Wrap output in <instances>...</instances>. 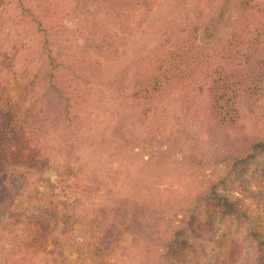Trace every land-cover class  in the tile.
Here are the masks:
<instances>
[{
    "label": "rangeland",
    "instance_id": "obj_1",
    "mask_svg": "<svg viewBox=\"0 0 264 264\" xmlns=\"http://www.w3.org/2000/svg\"><path fill=\"white\" fill-rule=\"evenodd\" d=\"M140 1L0 0V264H264V49L232 56L244 24L264 42V0ZM47 14L67 100L37 78ZM223 67L247 76L214 99Z\"/></svg>",
    "mask_w": 264,
    "mask_h": 264
},
{
    "label": "trees",
    "instance_id": "obj_2",
    "mask_svg": "<svg viewBox=\"0 0 264 264\" xmlns=\"http://www.w3.org/2000/svg\"><path fill=\"white\" fill-rule=\"evenodd\" d=\"M101 2H106V9L109 11L110 15L113 17L114 20H120L122 17H124V11L126 9H132L135 10V8H137L136 6H139L141 3L140 0H100ZM252 4H253V0H239L238 3V8H240V12L239 15L240 17H249L252 16L254 13V11H252ZM256 6V3H255ZM258 12H261V9H257ZM47 12L46 10H44L43 13ZM72 14H85V8H81L80 5H75V8L72 11ZM46 16V15H45ZM43 15L41 18H36L34 20V25H36V31L38 32V34L42 37V43H43V49H42V56L40 57L42 59V63H43V67L41 69V73H37V78L39 80V83L41 85H44V91L50 92L52 93L56 98H61V99H68L65 93V88H67L69 85H67L63 79L60 77L58 70L59 68H66L68 66H66L62 60H60V58H58L56 55L52 54L50 45L52 42V38L54 36L55 33H57L58 31H60L59 28L60 26H56L52 23L51 21V16L47 14L46 18ZM91 22V26H86V31H87V40L90 41V43L94 46V48L99 51L102 52L103 51V39H107L104 37H97L95 36V34H98V36H101L99 34V32L97 31V27L95 25V21H90ZM262 22V21H261ZM252 23V22H251ZM212 23L209 22L205 25L204 28V33H210L212 29H210L209 26H211ZM248 25L244 24L241 33L237 34L234 39V52L232 54L238 56V54L240 52L247 54L250 49L255 48L256 50L259 51L258 48H262L264 49V42H262V38H260L259 35H256L254 37H250L248 34ZM260 34V33H257ZM250 59H245L244 63H248ZM261 61H263L262 63H260L259 66V70L257 73L254 74L253 76V80L254 78H261L264 75V56L260 59ZM236 61V59H235ZM238 62V61H236ZM259 63V62H258ZM215 66V65H214ZM241 70H239L238 72L236 71V69H229V68H221L220 70V83L219 81H215V78H211L210 79V87L208 90H213L214 91V99L215 97V91H219L222 90L224 91L225 88V83H228L230 86L233 85L234 90H238L237 89V83H244V78L245 76H247L246 74L242 75V73L240 72ZM172 80V79H171ZM174 80V79H173ZM178 80V79H177ZM219 80V77H218ZM258 80H255L253 82V86L257 87L258 85ZM160 83V80L156 82ZM217 83V86H216ZM156 86V85H155ZM153 90L156 91H163L164 89H162V87L160 86V84L152 89H145V92L141 95H139V97L137 95H135L136 98H141V99H146V98H151L154 95H152ZM221 96L219 98H217L216 100H218V108L220 109V118L223 122L227 123V124H235L236 123V118L232 115V114H228V109H227V103L226 104H222L221 103ZM40 102V101H39ZM38 102V104H39ZM40 105V104H39ZM214 107H215V102H214ZM224 107V108H223ZM43 107H39L38 111H39V117L37 118V121L39 122V128L41 130H48L49 128H52V124H48V117L47 115L43 114ZM222 109H226L225 112L222 111ZM62 114L64 115H68L67 110H63ZM33 127L31 129V131L29 130V137H34L35 132L33 131ZM30 141V140H29ZM31 142V141H30ZM238 154V153H237ZM242 158V154L239 153L236 157H226V156H221L219 157V160L221 162H225V164L229 165L232 164L234 165L235 163H237L238 161H240ZM214 197L217 199V201L221 204H224L225 207L230 208V205L227 203L226 199H224L223 196H217L214 195ZM224 202V203H223Z\"/></svg>",
    "mask_w": 264,
    "mask_h": 264
}]
</instances>
